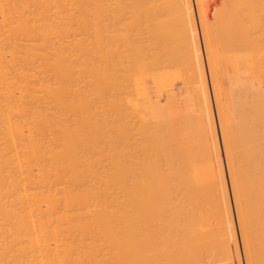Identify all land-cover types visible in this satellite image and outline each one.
<instances>
[{"label":"rangeland","instance_id":"1","mask_svg":"<svg viewBox=\"0 0 264 264\" xmlns=\"http://www.w3.org/2000/svg\"><path fill=\"white\" fill-rule=\"evenodd\" d=\"M192 1L193 7L54 8L56 24L44 32L47 166L72 159L102 169L122 199L142 168L160 159L182 191L211 180L230 186L232 170L264 173V8ZM187 12L193 26L179 21ZM255 14L262 24H253ZM102 44L115 61L91 59L87 69L85 50ZM194 45L200 59L189 63ZM130 56L137 60L128 63ZM99 66L104 72L96 78Z\"/></svg>","mask_w":264,"mask_h":264},{"label":"bare ground","instance_id":"2","mask_svg":"<svg viewBox=\"0 0 264 264\" xmlns=\"http://www.w3.org/2000/svg\"><path fill=\"white\" fill-rule=\"evenodd\" d=\"M192 2L0 0V264H264L260 167V175L254 169L244 173L249 181L232 170L230 186L211 180L182 191L160 159L142 168L122 199L105 183L102 169L72 159L54 168L44 159V32L56 24L54 8L193 7ZM196 7L257 11L264 0H196ZM253 18L254 25L262 24ZM179 21L194 25L188 12ZM198 48H192L189 63L200 59ZM105 49L102 44L85 50L87 69L91 59L115 61V53ZM103 72L99 66L95 77Z\"/></svg>","mask_w":264,"mask_h":264}]
</instances>
